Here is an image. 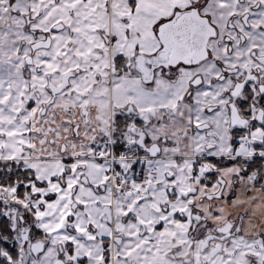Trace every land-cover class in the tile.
<instances>
[{"label":"snow or ice","instance_id":"6c2138e0","mask_svg":"<svg viewBox=\"0 0 264 264\" xmlns=\"http://www.w3.org/2000/svg\"><path fill=\"white\" fill-rule=\"evenodd\" d=\"M0 264H264V0H0Z\"/></svg>","mask_w":264,"mask_h":264}]
</instances>
